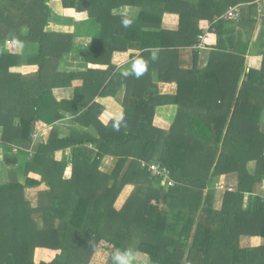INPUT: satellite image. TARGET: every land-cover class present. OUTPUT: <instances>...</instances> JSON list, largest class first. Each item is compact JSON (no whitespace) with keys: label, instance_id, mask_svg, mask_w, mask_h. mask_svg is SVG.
<instances>
[{"label":"trees","instance_id":"1","mask_svg":"<svg viewBox=\"0 0 264 264\" xmlns=\"http://www.w3.org/2000/svg\"><path fill=\"white\" fill-rule=\"evenodd\" d=\"M48 1L0 0V41L38 46L21 71L12 70L18 55L0 51V264H114L117 249L144 253L150 264H264V52L261 68L246 71L247 44L236 56L222 42L205 68L198 66L197 50L182 66L180 49L190 30L204 18L221 27V20L213 23L221 15L215 0L192 6L175 4L179 0H60L65 16L85 20V46L77 45V33L45 30ZM130 6L140 11L124 28L122 19L131 17L122 9ZM162 11H178L177 29L145 31L160 27ZM128 40L143 49L132 61L148 63L140 78L112 62ZM73 53L83 67H67ZM154 71L177 86L171 100L178 111L166 131L152 124L160 99ZM121 87L128 115L116 130V118L95 99L114 97ZM68 88L71 98L58 99L59 89ZM62 119L73 125L64 136ZM39 121L51 127L41 143L33 139ZM105 155L114 158L107 172L99 169ZM153 164L166 172L153 174ZM68 166L71 174L64 178ZM230 174L234 186H226L214 207L212 177ZM126 184L134 188L116 209ZM243 237L250 242L242 245ZM41 250L55 254L46 261Z\"/></svg>","mask_w":264,"mask_h":264},{"label":"crops","instance_id":"2","mask_svg":"<svg viewBox=\"0 0 264 264\" xmlns=\"http://www.w3.org/2000/svg\"><path fill=\"white\" fill-rule=\"evenodd\" d=\"M199 0H179L175 4H187L188 6H192L198 3ZM233 1V2H232ZM230 2V3H229ZM160 3V2H159ZM215 4L220 11V16H214L213 23L217 20H221V27L215 29L211 27V23L206 20V18L201 19L199 21V28L200 34L203 32L204 37L201 41V45L198 46V37H197V28H192L190 30V36L183 38V41L186 43L185 46H182L180 51H182V55L180 56L181 59H185L186 64L182 66H186L188 62V52L192 50L198 51V66L199 68H205L207 65L210 52L212 50H216L218 45L222 42L226 43V47L228 52H235V55H242L241 52V44H247V49L244 54V68L247 71L248 69L259 70L261 68L263 52H264V0H215ZM47 5L51 9V18L47 26L45 27L46 31H52L56 33H71L75 34V40L77 45L85 46L90 41L86 35L87 32H84L83 24L85 20L75 21L72 17L65 16L63 14L62 3L60 0H49ZM232 5L231 8H234L236 11L235 16H228L227 10L228 6ZM140 11L139 7H127L122 9V13L124 15L130 16L131 18L137 17ZM178 11H162L161 14V25L160 27H149L144 28L145 31H159L160 29H168V30H175L179 24V15L177 14ZM196 19L195 17H193ZM219 18V19H218ZM208 22V23H207ZM203 23H206L204 25ZM203 24V25H202ZM200 25L204 26L203 28ZM210 28V29H209ZM22 34H26L28 29L27 27L22 26L20 29ZM198 33V36L200 35ZM111 39L109 41H114L115 35L110 36ZM120 37H122L120 35ZM198 42V43H197ZM23 45L20 47L19 45ZM10 45V49L6 48ZM5 47V48H4ZM7 50L10 53H15L18 55L19 65L12 70L21 71L26 66V57L29 54L36 53L38 50V46L35 43L31 42H21V41H14V40H4L0 41V51ZM142 45L139 41L136 40H128L123 51H114L112 54V62L113 65L121 69L123 72L127 71L128 69L132 68V64L135 61H132V57L138 55L142 51ZM235 50V51H234ZM150 60L157 61L158 59V49L153 48L150 50ZM187 54V55H186ZM75 60L77 64L76 66H70L72 68H80L84 66V63L78 59L77 54L73 53L70 54L68 61ZM155 57V58H153ZM70 58V60H69ZM134 59V58H133ZM64 61V63H65ZM73 61V62H75ZM72 62V61H70ZM67 64V63H66ZM183 64V63H182ZM131 66V67H130ZM151 81L157 86L158 95L160 97L158 104L154 109L153 121L152 124L155 129L166 131L170 128L171 124L173 123L174 117L178 111V105L173 103L171 99L174 98L177 92V86L175 82H164L158 79L157 73L154 71L151 74ZM68 91L70 93H68ZM71 89H59L58 91V99L64 98H71ZM123 87H121L117 94L114 97H98L95 101H99L108 112V114L113 115L115 118L118 114L123 113V116L128 115V110L123 108L122 106V96H123ZM67 122L66 119H62L58 123V127L61 124ZM262 131L264 132V109L262 111L261 120H260ZM38 125L47 126L43 122H37L34 128L33 139L35 142H45L49 132H40L38 131ZM60 129V128H59ZM90 133L96 135L95 130L93 128L89 129ZM60 132V131H59ZM39 135H42L39 136ZM61 135V132H60ZM14 149V148H13ZM16 151V150H15ZM14 151V152H15ZM69 153L67 150L66 153ZM3 148L0 147V161L3 160L4 156ZM60 156V153L57 154ZM113 156L105 155L99 165V169L103 172H107L113 164ZM255 167L254 162H249L247 164V169L249 173H253ZM69 168V175L71 174V167ZM165 180H162L163 183ZM235 181V175H220L214 176L211 180V186L214 190V207L216 203V196L221 194V199L218 201V207L220 206L222 200L223 191L226 189V186L233 187ZM134 188L133 184H126L122 191L120 192L118 198L114 203V207L116 209H120L123 204L125 203L126 199L130 196L132 190ZM217 190V191H216ZM231 190V189H229ZM259 196L264 198V181L262 182V187L259 189ZM242 245L245 243H249V237L241 238ZM263 241V240H261ZM135 259L134 260H141L138 263L133 264H150L148 256L144 253H135L133 254ZM145 258V259H144ZM50 260V259H49ZM48 261V260H47Z\"/></svg>","mask_w":264,"mask_h":264},{"label":"clouds","instance_id":"3","mask_svg":"<svg viewBox=\"0 0 264 264\" xmlns=\"http://www.w3.org/2000/svg\"><path fill=\"white\" fill-rule=\"evenodd\" d=\"M133 19L132 18H123L121 23L124 28L131 27L133 24ZM22 47L23 45H19ZM155 58V57H153ZM148 70V63L144 59H136L135 62L132 64L131 71H126L124 72V75H135L136 78H140L145 74V72ZM123 113H120L117 115L116 120L117 123L113 125V127L116 130H119V122L123 120ZM135 257L133 253L130 250H124L121 251L117 249L114 251L112 255V260L114 264H133Z\"/></svg>","mask_w":264,"mask_h":264},{"label":"rangeland","instance_id":"4","mask_svg":"<svg viewBox=\"0 0 264 264\" xmlns=\"http://www.w3.org/2000/svg\"><path fill=\"white\" fill-rule=\"evenodd\" d=\"M5 48V47H4ZM6 48H8V49H10V48H12V47H10V45H8ZM71 58V57H70ZM70 58H69V60H70ZM72 59V58H71ZM70 61H72V62H70ZM70 61H68V59L66 60V63L67 64H70L71 66H76L75 64H77V62L75 61V60H70ZM73 61H75V62H73ZM70 65H68L67 67H71ZM68 93H70L69 91H68ZM57 95H58V93H57ZM67 122H65V124H64V122L61 124V126H59L58 128H60L59 129V131L61 132V136H64V135H66L67 133H69V128L70 127H72L73 125H72V123L71 122H69L68 120H66ZM38 131H42V132H44V130H46V132H49L50 131V128L49 127H45L44 125H41V126H39L38 125ZM39 136H41L42 137V135H39ZM60 158V156H58L57 157V159H59ZM8 168H17V167H8ZM18 173L20 174L21 172L18 170ZM69 173V168H66L65 169V171H64V178H67V176L69 175L68 174ZM217 191V190H216ZM221 197V194L219 193V195H217L216 196V203L218 204V201H219V199H221L220 198ZM215 205V207H218V205ZM55 254V252H51V251H48V250H41L40 251V253H39V256H40V258L41 259H43V260H49V259H51L52 257H53V255ZM102 257H99L98 259L100 260ZM145 259V258H144ZM138 261H141V260H139V259H137V260H134L133 261V263H138Z\"/></svg>","mask_w":264,"mask_h":264},{"label":"built area","instance_id":"5","mask_svg":"<svg viewBox=\"0 0 264 264\" xmlns=\"http://www.w3.org/2000/svg\"><path fill=\"white\" fill-rule=\"evenodd\" d=\"M227 15L228 16H235L236 15V11L234 10V8H228L227 10ZM204 37V33L200 36V42L198 43V46L201 45V41ZM149 169L151 170V172L153 174H162L165 173L166 171H163L162 173L158 170V167L156 165H150Z\"/></svg>","mask_w":264,"mask_h":264}]
</instances>
